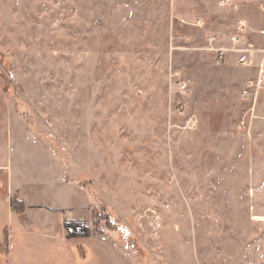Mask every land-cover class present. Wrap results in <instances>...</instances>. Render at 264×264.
Masks as SVG:
<instances>
[{
  "label": "rangeland",
  "instance_id": "obj_1",
  "mask_svg": "<svg viewBox=\"0 0 264 264\" xmlns=\"http://www.w3.org/2000/svg\"><path fill=\"white\" fill-rule=\"evenodd\" d=\"M263 61L264 0H0V264H264Z\"/></svg>",
  "mask_w": 264,
  "mask_h": 264
},
{
  "label": "built area",
  "instance_id": "obj_2",
  "mask_svg": "<svg viewBox=\"0 0 264 264\" xmlns=\"http://www.w3.org/2000/svg\"><path fill=\"white\" fill-rule=\"evenodd\" d=\"M238 24L241 25V27H242L241 29L246 27L245 23H243V22H240ZM207 40H208L209 46L206 47V51L213 53L215 55V57L217 58V60H223L226 53L247 54L248 55L247 57L240 58L239 64L244 68L251 66V56L253 55L252 54L253 51L251 50L252 48L239 47V45H238L239 39L237 36H234L231 38L233 46L230 48L229 47H223V48L213 47V41H214L213 37H209V38H207ZM263 85H264V61L261 64L260 69L258 71L257 80L250 82L249 88L253 89L255 91V93H257V91L259 89H261ZM181 89L185 90V87H182ZM254 95H257V94H254ZM241 125H243V124H241Z\"/></svg>",
  "mask_w": 264,
  "mask_h": 264
},
{
  "label": "trees",
  "instance_id": "obj_3",
  "mask_svg": "<svg viewBox=\"0 0 264 264\" xmlns=\"http://www.w3.org/2000/svg\"><path fill=\"white\" fill-rule=\"evenodd\" d=\"M14 202V200L10 201L11 206L17 213L22 214L24 212L23 205L17 208L16 203ZM63 226L66 231L67 239L89 238L90 233L88 227H85L84 225L74 221H65Z\"/></svg>",
  "mask_w": 264,
  "mask_h": 264
},
{
  "label": "crops",
  "instance_id": "obj_4",
  "mask_svg": "<svg viewBox=\"0 0 264 264\" xmlns=\"http://www.w3.org/2000/svg\"><path fill=\"white\" fill-rule=\"evenodd\" d=\"M18 191V190H17ZM8 192V191H7ZM23 201H24V203L27 205V203L25 202V200L23 199V197H20ZM47 209V211H40V209L39 210H37L38 212H36V217H35V219L37 220V221H41V222H43V219H44V216H45V214H47V213H51V212H60V210H63V209H61V208H55V209H51V208H44V209H42V210H46ZM27 211H28V209H25V212L24 213H22V214H27ZM62 213V212H61ZM54 214V213H53ZM59 214V213H58ZM60 215V214H59ZM58 215V216H59ZM65 220V217L64 218H62V220L60 219V217L57 219V225L60 227H62V228H64V226H63V224H64V221ZM41 231H42V233L43 234H46V236H47V238L48 239H50V240H53L54 239V237L55 236H53V233H55L53 230H48V229H45L44 227H42L41 228ZM62 238L63 239H65L66 238V231H65V229L63 230V233H62Z\"/></svg>",
  "mask_w": 264,
  "mask_h": 264
}]
</instances>
